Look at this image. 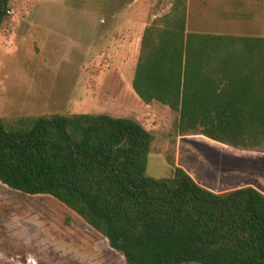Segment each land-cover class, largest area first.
Wrapping results in <instances>:
<instances>
[{"label": "trees", "instance_id": "obj_1", "mask_svg": "<svg viewBox=\"0 0 264 264\" xmlns=\"http://www.w3.org/2000/svg\"><path fill=\"white\" fill-rule=\"evenodd\" d=\"M12 0H0V29ZM189 0L146 27L133 80L140 100L179 115L180 136L264 153V37L187 32ZM154 136L109 115L0 118V182L49 196L127 264H264V194H216L172 164L147 175Z\"/></svg>", "mask_w": 264, "mask_h": 264}, {"label": "rangeland", "instance_id": "obj_2", "mask_svg": "<svg viewBox=\"0 0 264 264\" xmlns=\"http://www.w3.org/2000/svg\"><path fill=\"white\" fill-rule=\"evenodd\" d=\"M172 1L12 0L0 29V118L5 123L51 114L129 118L154 136L148 176L170 178L175 164L213 193L253 187L264 194V153L202 135L180 136L176 112L147 105L126 90L115 93L104 72L83 67V15L133 13L148 26L170 12ZM187 32L264 37V0H189ZM0 264L127 262L59 201L0 182Z\"/></svg>", "mask_w": 264, "mask_h": 264}, {"label": "crops", "instance_id": "obj_3", "mask_svg": "<svg viewBox=\"0 0 264 264\" xmlns=\"http://www.w3.org/2000/svg\"><path fill=\"white\" fill-rule=\"evenodd\" d=\"M83 19L87 23L82 44L84 69L100 71L101 76L104 72L107 85L115 93L126 90L134 96L133 80L147 24H141L138 15L127 12L89 13Z\"/></svg>", "mask_w": 264, "mask_h": 264}]
</instances>
